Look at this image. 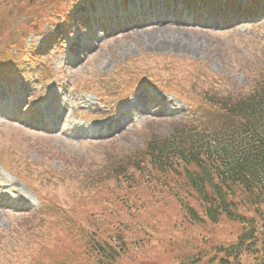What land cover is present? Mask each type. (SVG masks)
I'll return each instance as SVG.
<instances>
[{
  "label": "rangeland",
  "instance_id": "374dc122",
  "mask_svg": "<svg viewBox=\"0 0 264 264\" xmlns=\"http://www.w3.org/2000/svg\"><path fill=\"white\" fill-rule=\"evenodd\" d=\"M67 1L0 0L1 82L20 86L16 95L27 100L30 112L55 92H71L83 102L76 108L69 101L74 115L68 135H38L1 115L0 204L10 206H0V264H102V255L88 241L94 231L96 239H111L104 244L119 253L113 264L259 263L263 208L255 217L250 207L239 209L258 224V242L251 246L244 240L226 257L219 249L235 246L247 227L225 220L210 224L185 184L183 166L157 171L143 149L151 138L169 137L176 126L208 130L228 121L207 102L211 92L239 96L263 84L264 5L259 3L257 10L253 4L252 11L247 7L244 15L253 17L222 33L168 30L184 34L172 44L176 50L154 41L162 30H140L107 40L73 66L51 47L56 36L64 41L54 18ZM19 73L24 76L15 80ZM138 84L156 85L163 94L154 102L158 114L153 120H141L107 140L75 141L73 119L89 126L127 108ZM119 237L125 244L121 250Z\"/></svg>",
  "mask_w": 264,
  "mask_h": 264
},
{
  "label": "trees",
  "instance_id": "16d2710c",
  "mask_svg": "<svg viewBox=\"0 0 264 264\" xmlns=\"http://www.w3.org/2000/svg\"><path fill=\"white\" fill-rule=\"evenodd\" d=\"M247 92L239 96L210 93L207 101L228 118L222 126L212 130L176 126L169 137L151 138L144 144V157L156 169L175 171L180 164L183 166L185 184L196 195L210 224L226 220L247 227V234L238 236L232 249L236 245L240 248L244 240L255 246L259 237L258 224L239 209L250 207L254 217L264 209V78L263 84ZM187 212L199 222L191 210ZM95 232L89 236L90 247L102 255V264H113L119 253L104 244L111 239H96ZM118 240L122 241L121 250L124 239ZM262 243L264 246V238ZM234 253L235 248L231 254ZM262 257L259 264H264V254Z\"/></svg>",
  "mask_w": 264,
  "mask_h": 264
},
{
  "label": "bare ground",
  "instance_id": "6f19581e",
  "mask_svg": "<svg viewBox=\"0 0 264 264\" xmlns=\"http://www.w3.org/2000/svg\"><path fill=\"white\" fill-rule=\"evenodd\" d=\"M168 30H162L156 38H154V41L159 45L160 48H163V45H167V43L171 44L166 46V49L176 50L178 49L177 46H174L172 44L178 43L183 37L184 34H172V33H166ZM163 43V44H162ZM157 45V46H158ZM13 189L16 190V187H13ZM18 190V189H17Z\"/></svg>",
  "mask_w": 264,
  "mask_h": 264
}]
</instances>
